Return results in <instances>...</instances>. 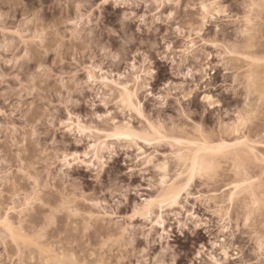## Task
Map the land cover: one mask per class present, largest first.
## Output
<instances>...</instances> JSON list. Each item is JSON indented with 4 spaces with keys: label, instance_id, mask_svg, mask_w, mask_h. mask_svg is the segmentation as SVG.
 <instances>
[{
    "label": "rangeland",
    "instance_id": "1",
    "mask_svg": "<svg viewBox=\"0 0 264 264\" xmlns=\"http://www.w3.org/2000/svg\"><path fill=\"white\" fill-rule=\"evenodd\" d=\"M115 4L0 0V264H264V0Z\"/></svg>",
    "mask_w": 264,
    "mask_h": 264
},
{
    "label": "bare ground",
    "instance_id": "2",
    "mask_svg": "<svg viewBox=\"0 0 264 264\" xmlns=\"http://www.w3.org/2000/svg\"><path fill=\"white\" fill-rule=\"evenodd\" d=\"M204 5V4H203ZM204 7V6H203ZM207 4H205V9L208 11L207 9ZM204 9V8H203ZM204 9V10H205ZM205 10V11H206ZM125 87V95H126V100L132 105V98H133V93L131 91H128L129 89H127L126 86ZM250 88V87H249ZM249 90V89H248ZM251 90V88H250ZM123 92V91H122ZM251 91H249V94H250ZM135 93V92H134ZM248 93V92H247ZM252 93V92H251ZM248 94V95H249ZM124 95V97H125ZM135 95V94H134ZM123 96V94H122ZM127 124V123H126ZM119 125H116L115 127H117ZM124 124H122V127L124 128ZM120 127H121V124H120ZM131 126H129V124H127L125 126V128L123 130L121 129H116V131L111 134L110 136H112L113 138L112 139H121L122 137L123 138H131L133 136H135L136 134L134 133L133 128H130ZM220 148V146H219ZM207 149H210V150H215L216 148L215 147H210V148H207ZM214 152V151H212ZM200 156H195L193 157V160H192V164H191V167H190V177H189V180H192L194 178V175L197 171H199L204 165H205V160L202 158L200 159L199 158ZM204 160V161H203ZM207 163V162H206ZM165 165V164H164ZM166 167V166H165ZM165 176V175H164ZM179 186V184H177ZM176 186V184H172V185H168V187H165V191L164 193L162 194V197H163V201H169L170 203L174 204V205H177L180 203V198H182V194L183 192L187 189V188H181V187H178ZM188 186V184H187ZM237 186V185H236ZM186 187V186H185ZM186 192V191H185ZM188 193V192H187ZM161 197V198H162ZM149 202V201H148ZM153 204V201L149 202V206ZM171 204V205H172ZM151 207V206H150ZM149 210V209H148ZM226 243V242H225ZM261 243V242H260ZM226 245V244H225ZM227 246H223V253H224V256H225V260L229 259L230 258L228 257V251H227Z\"/></svg>",
    "mask_w": 264,
    "mask_h": 264
},
{
    "label": "snow or ice",
    "instance_id": "3",
    "mask_svg": "<svg viewBox=\"0 0 264 264\" xmlns=\"http://www.w3.org/2000/svg\"><path fill=\"white\" fill-rule=\"evenodd\" d=\"M126 2V0H116V4L115 6L116 7H121L123 5V3ZM169 2L171 3V0H169ZM110 4V0H93V5H94V8L93 10H95L96 8H99L101 10H103V8L106 6V5H109ZM176 5L177 7L180 6L179 4V0H176ZM89 7H92V5H90ZM39 9H37V15L39 14ZM172 13H169V18L171 19L172 18ZM35 19V16L33 17ZM127 18V17H126ZM176 31L177 32H180L181 31V28H180V25L179 23H177V27H176ZM169 47H171V45H169ZM196 47L195 43H190L188 45V48L185 49V50H191V49H194ZM93 75L91 74V69L89 70V75H88V81L89 82H92L93 81ZM149 95H151V93H149ZM205 99L209 102L212 101V97L211 96H206ZM71 99H69L68 103L71 104ZM0 115H2V113H0ZM67 124H72L73 123V119L71 117V114H69V118L68 120L66 121ZM61 128H64V125L61 124L60 125ZM74 127L75 125H73V127H68L67 129H65L66 131L68 132H73L74 131ZM51 138V137H50ZM75 162H78V163H83L84 161L83 160H79L75 155H67L65 154L64 156V159L62 161V163L66 166V167H72V163H75ZM92 165H89V167H91ZM192 214L189 213V216H191ZM161 227H163V225L161 224ZM196 227H200L199 224L196 225ZM173 264H175V262H173Z\"/></svg>",
    "mask_w": 264,
    "mask_h": 264
}]
</instances>
